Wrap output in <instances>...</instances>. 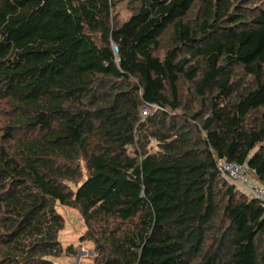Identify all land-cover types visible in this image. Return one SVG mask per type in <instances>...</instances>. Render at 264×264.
Listing matches in <instances>:
<instances>
[{
    "label": "trees",
    "instance_id": "trees-1",
    "mask_svg": "<svg viewBox=\"0 0 264 264\" xmlns=\"http://www.w3.org/2000/svg\"><path fill=\"white\" fill-rule=\"evenodd\" d=\"M219 159L264 184L263 2L0 0V264L59 257L57 205L94 264H264Z\"/></svg>",
    "mask_w": 264,
    "mask_h": 264
},
{
    "label": "rangeland",
    "instance_id": "rangeland-1",
    "mask_svg": "<svg viewBox=\"0 0 264 264\" xmlns=\"http://www.w3.org/2000/svg\"><path fill=\"white\" fill-rule=\"evenodd\" d=\"M263 2L264 0H258ZM114 15L119 22L125 21L129 17V10L125 2H119L114 10ZM56 210L62 217L63 229L58 233V242L61 247L59 257L49 260L52 264H94L92 243L83 240L86 227L76 209L57 205Z\"/></svg>",
    "mask_w": 264,
    "mask_h": 264
},
{
    "label": "built area",
    "instance_id": "built-area-1",
    "mask_svg": "<svg viewBox=\"0 0 264 264\" xmlns=\"http://www.w3.org/2000/svg\"><path fill=\"white\" fill-rule=\"evenodd\" d=\"M113 50L116 52L114 47ZM142 113L145 114L146 109H143ZM216 167L222 177L235 184L264 210V184L252 176L247 166L219 159L216 161Z\"/></svg>",
    "mask_w": 264,
    "mask_h": 264
}]
</instances>
